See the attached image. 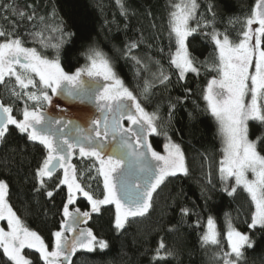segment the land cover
<instances>
[{
  "label": "snow or ice",
  "instance_id": "6c2138e0",
  "mask_svg": "<svg viewBox=\"0 0 264 264\" xmlns=\"http://www.w3.org/2000/svg\"><path fill=\"white\" fill-rule=\"evenodd\" d=\"M115 3L120 16L128 20L125 0ZM4 12L7 15H0L5 22L0 23V143L14 131L25 139L23 148L12 149V159H4V167L11 169L17 156L27 164L24 182L30 185L36 212L47 219L50 209L40 203L46 198L54 209L52 217L60 219L47 238L30 228L9 202L10 181L0 174V224L6 222L0 226V264H75L73 258L81 251L105 254L109 241L87 227L104 206L114 205L112 226L121 235L151 216L171 181L192 176L185 152L168 133L177 106L195 95L203 107L192 100L188 119L196 120L197 112L214 119L220 158L197 179L203 207L187 206L183 190H170L163 195L158 223L177 205L179 220L167 231H178L180 224L195 216L206 264H250L248 253H255L258 246L264 256V0H255L239 14L223 13L217 0L204 4L168 0L164 24L158 28L151 23L156 31L141 32L138 39L115 49L133 64L131 83L121 77L116 58L95 37L66 20L54 0H26L23 5L0 0V13ZM197 36L203 47L195 43ZM164 39L166 45L157 43ZM143 44L156 54H133ZM80 57L84 63L66 71L64 64L71 66L72 59ZM192 79L197 81L195 90L189 86ZM158 86L165 93L175 88L183 93L168 96L166 117L161 103L152 108ZM53 97L91 110L73 113L55 104ZM153 135L164 136L163 154L153 148ZM218 191L233 198L243 191L248 201L247 210L243 206L235 210V218L224 213L223 231L218 230L209 204ZM57 194H62L59 206ZM80 199L88 209L78 206ZM241 215L244 219L237 224ZM165 256L178 257V251L161 239L152 259Z\"/></svg>",
  "mask_w": 264,
  "mask_h": 264
},
{
  "label": "trees",
  "instance_id": "16d2710c",
  "mask_svg": "<svg viewBox=\"0 0 264 264\" xmlns=\"http://www.w3.org/2000/svg\"><path fill=\"white\" fill-rule=\"evenodd\" d=\"M23 5L26 0H18ZM31 2V0H27ZM56 6L61 10L66 20L75 22L77 28L86 31L92 37H95L100 47L110 55L116 58L117 68L122 78L126 82H133L134 67L132 62L124 59L119 53H116V48H123V45L130 40H136L140 37L141 32L145 35L156 31L150 28L151 23H156L159 28L165 23V6L168 0H125L126 6L129 9V19L125 20L119 14L115 0H54ZM204 4L206 0H199ZM221 5V10L225 14H239L242 11L246 12L250 9L255 0H217ZM203 11V8L201 9ZM149 12L151 16L147 15ZM0 15H7L6 12ZM153 17H156L153 20ZM105 20L111 22L105 24ZM0 23H5L0 21ZM128 24V28L124 25ZM71 31H76L75 28H70ZM163 35V33H161ZM151 41H149L150 43ZM161 45H166L167 40L157 42ZM195 43L203 47V43L197 36ZM31 46V45H30ZM68 47L67 45L65 46ZM211 49H205V53ZM71 49L69 52L71 54ZM133 54L138 56L155 55V49H148L146 44L134 49ZM203 58V57H201ZM167 63L166 60L164 61ZM84 63L83 57L77 61L72 59L71 66L68 63L64 64L66 71H73L74 67ZM175 80V77H173ZM200 83H203L201 77ZM189 86L193 90L197 87V81L192 79L189 81ZM182 90L179 88L171 89L169 93H165L162 88L157 87L156 96L153 98L152 108L155 104L161 103V113L167 116V98L168 96L176 97L182 95ZM56 98V97H54ZM192 100H197L203 107V103L199 100V96L195 95L189 100L177 106V112L172 123V129L169 135L173 140L179 143L186 154V162L191 168V178H181L171 181L161 198L158 199L156 209L151 216L142 221H137L128 227L124 235L114 231L112 226V216L114 215V206H104L102 214H93V218L88 222L87 227H91L98 238L109 241L110 248L104 250L103 255L96 253L79 252L74 256L75 264H104L110 261L111 264H206L207 257L203 250L199 248L198 235L199 229L195 225L196 217L192 216L186 224H180L179 230L169 232L167 229L176 224L179 220V206L169 209L168 215L163 218V221L158 223L160 217V209L164 204L163 195L168 191L176 192L183 190L185 198L183 203L189 207L202 208L204 201L200 197L199 186L197 179L201 172H207L210 165L214 166L220 158L221 142L216 135V123L214 119L203 113H196V120L189 121L188 111L193 110ZM152 108H149L151 111ZM19 118V117H18ZM150 142L153 148L157 151H162L163 144L166 142L163 135L150 137ZM25 139L18 133L13 134L8 138L7 142L0 143V174H3L10 181V203L14 206V210L25 221V223L33 230L39 231L45 238L49 236V229L53 228L59 222L60 217H52L51 203L46 198H41V205L50 209L47 219L42 213L36 212L35 200L31 196L30 185L25 184L24 174L27 171V164H22L17 156L12 160L11 169H5L4 159L8 157L12 159V149L23 148ZM204 155H208L207 160L203 159ZM102 190V183L100 185ZM62 199V194H57L55 203L59 206ZM212 214L217 218L218 230L223 231L224 213L231 212L232 216L236 217V209L243 206L244 210L248 208L247 194L240 191L235 198L228 197L225 193L216 192L213 194V199L209 202ZM79 207L82 210L89 208L84 199H80ZM27 208L28 214L25 209ZM244 219L241 215L237 224ZM191 225V227L189 226ZM243 227V225H240ZM164 240L165 244L170 248L175 246L178 251V257H167L163 260H153L158 241ZM264 244V241H261ZM261 247L258 246L256 252L249 251L250 264H264V256L260 255ZM161 255H164V250H161Z\"/></svg>",
  "mask_w": 264,
  "mask_h": 264
},
{
  "label": "rangeland",
  "instance_id": "374dc122",
  "mask_svg": "<svg viewBox=\"0 0 264 264\" xmlns=\"http://www.w3.org/2000/svg\"><path fill=\"white\" fill-rule=\"evenodd\" d=\"M53 101L55 104H60L66 107L69 111L73 113H83V112H88L91 110L90 106L88 105H82L79 102L68 103L66 100L62 99L61 97H56V98L53 97ZM51 111L56 112L57 109L53 107L51 108ZM163 151L164 150L162 149V151H158V152H161V154H163ZM4 225H6V222H3V224H0V226H4Z\"/></svg>",
  "mask_w": 264,
  "mask_h": 264
}]
</instances>
